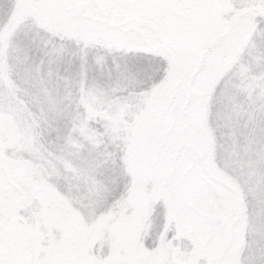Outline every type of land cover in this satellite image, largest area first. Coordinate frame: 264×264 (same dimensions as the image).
<instances>
[{
	"label": "snow or ice",
	"instance_id": "obj_1",
	"mask_svg": "<svg viewBox=\"0 0 264 264\" xmlns=\"http://www.w3.org/2000/svg\"><path fill=\"white\" fill-rule=\"evenodd\" d=\"M0 264H264V0H0Z\"/></svg>",
	"mask_w": 264,
	"mask_h": 264
}]
</instances>
